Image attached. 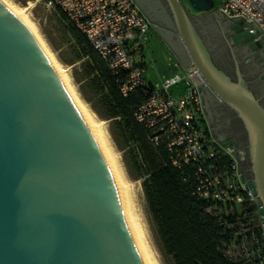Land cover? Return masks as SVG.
<instances>
[{"label": "water", "instance_id": "95a60500", "mask_svg": "<svg viewBox=\"0 0 264 264\" xmlns=\"http://www.w3.org/2000/svg\"><path fill=\"white\" fill-rule=\"evenodd\" d=\"M188 56L217 101L242 122L252 180L244 188L264 216V104L215 67L180 0H161ZM204 11L213 0H186ZM234 45L264 46L243 20L227 27ZM147 85L152 82L143 75ZM264 218V217H262ZM0 264H147L110 161L28 29L0 2Z\"/></svg>", "mask_w": 264, "mask_h": 264}, {"label": "built area", "instance_id": "2783aa9c", "mask_svg": "<svg viewBox=\"0 0 264 264\" xmlns=\"http://www.w3.org/2000/svg\"><path fill=\"white\" fill-rule=\"evenodd\" d=\"M47 8L63 13L93 50L102 59L126 96L130 91L146 86L147 99L134 112L135 119L151 134L150 141L166 144L175 166L193 163L197 166L196 193L205 199L230 201L236 204L254 205V228L264 235V218L259 210L262 205L244 188L239 180L238 150L229 141L213 140L206 128L204 94L208 90L201 74L195 68L188 70L173 55L169 60L173 75L159 83L147 85L139 57L150 30L157 24L145 17L133 0H41ZM218 11L225 18L243 20L248 34L264 46V0H217ZM182 82L183 95L174 96L170 88ZM225 156L227 164L220 167L208 163L211 159ZM248 241L241 242V250L247 251ZM262 252L264 244L253 238Z\"/></svg>", "mask_w": 264, "mask_h": 264}, {"label": "trees", "instance_id": "16d2710c", "mask_svg": "<svg viewBox=\"0 0 264 264\" xmlns=\"http://www.w3.org/2000/svg\"><path fill=\"white\" fill-rule=\"evenodd\" d=\"M68 23L79 50L78 58H87L84 74L90 78V90L99 96V105L93 104L92 108L112 119L124 142L134 146V165L162 254L171 264H264L262 252L251 245L254 237L264 244V235L254 228V205L198 196L197 166L173 165L166 144H153L150 132L134 117L137 107L147 99L149 88L141 86L122 95L117 76L84 35ZM228 73L233 76L232 67ZM238 121L241 123L239 118ZM228 161L222 156L208 163L220 167ZM245 239L247 251H242L240 245Z\"/></svg>", "mask_w": 264, "mask_h": 264}, {"label": "rangeland", "instance_id": "374dc122", "mask_svg": "<svg viewBox=\"0 0 264 264\" xmlns=\"http://www.w3.org/2000/svg\"><path fill=\"white\" fill-rule=\"evenodd\" d=\"M9 1L18 7H27L26 16L35 26L37 34L41 37L40 39H43V43L56 63L65 69L64 72L67 74L65 76L68 82L101 126L126 186L131 209L138 224L142 240L154 264H171L170 260L162 254L147 212L141 188V178H139L134 165L137 159L134 146L131 143L124 142L119 131L115 129L112 119L101 116L104 113L102 110H99L100 113H98L92 108L93 104L99 105V96L94 95L90 90L88 82L90 78L85 77L84 74L87 58H78L79 50L76 46V40L71 34L70 24L57 9L45 7L41 0ZM133 1L137 7L144 9L148 14L151 13L159 21H164V18L167 16H165L166 9L161 0ZM180 1L186 9L190 8L186 0ZM188 14L192 15V18H189L190 22L208 53L222 63L225 71L229 70L223 60L226 59L229 62L233 58L231 57V42L228 39L229 31L224 16L218 11V1L213 0V6L207 13L188 9ZM155 23L158 26L157 28L162 26L157 21ZM159 45L160 43L156 42L155 38H153L150 43H146L143 51L146 62L148 65L151 64L144 74L153 83H159L162 78L166 77L164 75L166 73L163 69L162 60H157L154 66V59H157L158 54H160ZM232 49L235 50L241 73L247 75L246 78L243 77L244 82L246 80L251 81V83L246 84L247 89L264 104V78L261 77L260 79L262 72L255 65L256 54L249 51L242 52L239 47ZM135 58L139 60V57ZM175 72L172 70L170 75H173ZM248 73L255 75V79L251 80ZM170 75L167 74V76ZM170 92L174 96L183 95L185 92L184 84L182 82L177 83L170 88ZM233 113L235 112L226 104L217 108V113L212 117V122L216 123V129L221 133H230L232 130H236L239 121L237 116L236 119L234 118Z\"/></svg>", "mask_w": 264, "mask_h": 264}, {"label": "crops", "instance_id": "0c3cea01", "mask_svg": "<svg viewBox=\"0 0 264 264\" xmlns=\"http://www.w3.org/2000/svg\"><path fill=\"white\" fill-rule=\"evenodd\" d=\"M134 2V1H133ZM137 6V5H136ZM138 9L140 10V12L147 17L150 21H157L158 23H161V27L160 28H154L150 30V34L148 39L145 41L143 47L141 48L140 51V55H139V60H140V65L143 68V72L145 73V71H147L149 69L148 63L146 62V58L145 55H143V51L145 48V45L147 42H151V40L153 38H155L156 42L160 43V54H158L159 56L157 57V59H154V66H155V62L157 60H162V65H163V69L164 72L167 76L170 75V73L172 72V67L170 66V62L169 60L171 59V57L173 55H175L179 61L183 64V65H189V59L188 56L177 36V30L174 26V24L172 23L167 11H165V17L164 21H159L156 17H154L151 13L148 14L147 11H145L144 9L138 7ZM166 9V8H165ZM145 12V13H144ZM225 22L227 27L229 26V23H232L234 21H238L237 19L234 18H225ZM257 56L259 55V51H256ZM264 52V51H262ZM183 54V56H182ZM262 56H264V53H262ZM148 79V78H147ZM149 80V79H148ZM161 80V79H160ZM152 83L153 81L150 80ZM158 83V82H156ZM217 102L219 103V101H217V99L214 97L213 94L210 93V91H205L204 94V109H205V117L207 118L206 121V128H207V132L209 133L210 137L213 140H220V141H229L231 143H233L237 150L242 152L245 148H246V140H245V136L243 135L245 133V128L241 123H239L240 128L242 131L241 136H236L233 131H231L230 133H221L219 130L216 129V123L212 122V117L215 115V113H217V109H216V104ZM234 118L235 115L233 114ZM240 137V138H239ZM242 137V138H241ZM242 165L239 164V167H241Z\"/></svg>", "mask_w": 264, "mask_h": 264}, {"label": "bare ground", "instance_id": "6f19581e", "mask_svg": "<svg viewBox=\"0 0 264 264\" xmlns=\"http://www.w3.org/2000/svg\"><path fill=\"white\" fill-rule=\"evenodd\" d=\"M0 2L28 29V31L31 33V35L33 36V38L35 39V41L38 43L41 51L43 52V54L45 55L46 59L48 60V62L50 63L51 67L53 68L55 74L57 75L60 83L62 84L63 88L65 89L67 95L69 96L70 100L72 101V103L74 104V106L76 107V109L78 110V112L82 115V117L86 120V122L89 124V126L92 128V130L94 131V133L96 134L97 138L99 139L109 161L110 164L114 170V173L116 175L119 187L121 189L122 195H123V199L132 223V227L133 230L135 232L137 241L139 243L140 249L145 257V260L147 262V264H154L148 249L146 248L140 231H139V227L138 224L135 220V216L132 212L131 209V204H130V200L127 194V189L126 186L124 184V181L122 179V176L118 170L117 167V163L116 160L113 156V153L110 149L108 140L101 128V126L98 124V122L94 119L93 115L91 114V112L89 111V109L86 107V105L84 104V102H82L81 98H79V96L77 95V92H75V90L73 89V87L71 86V84L68 82L67 78L65 75H67L64 71L65 69L62 68L59 64L56 63V61L54 60V58L52 57V55L49 53L47 47L45 46V44L43 43V39L41 40L39 37V35L36 32V28L33 25V23L29 20V18H27L26 16V10L27 7L23 6V7H18L16 6V4L14 5L13 3H11L9 0H0Z\"/></svg>", "mask_w": 264, "mask_h": 264}, {"label": "flooded vegetation", "instance_id": "af4514ba", "mask_svg": "<svg viewBox=\"0 0 264 264\" xmlns=\"http://www.w3.org/2000/svg\"><path fill=\"white\" fill-rule=\"evenodd\" d=\"M188 9H191V8H188ZM188 9H187V11H188ZM189 18H192V15H189ZM229 31V30H228ZM229 34V36H228V39H229V42H231V39H230V37H231V35H230V32L228 33ZM232 48H237V47H239L240 45H234L232 42H231V45H230ZM234 51V53H235V50H233ZM250 53H257V52H254V51H250V50H248ZM248 54V53H247ZM235 55H236V53H235ZM246 55V54H245ZM257 55V54H256ZM209 57H210V60H211V62H212V64L215 66V67H217L219 70H221V71H224L225 73H226V75H228L232 80H235V78H236V72H235V66H234V60H233V58L232 59H230L229 60V62H228V60H223V61H225V65L228 67V69L229 70H231V67H232V69H233V76H231L228 72H229V70H226L225 71V69L223 68V65H222V63L221 62H219L217 59H215L212 55H210L209 54ZM232 57V56H231ZM249 75H250V79L251 80H254L255 78V75H251L250 73H248ZM242 75H243V77H245L246 78V76L247 75H245V74H243L242 73ZM261 76L262 75H260V79H261ZM249 83H251V81H249V80H246V82H245V84H249ZM207 91H209V90H207ZM221 106H225V104L224 103H221V102H217V104H216V109L217 108H219V107H221ZM235 115V114H234ZM235 117H236V115H235ZM236 119V118H235ZM205 120L207 121V118L205 117ZM237 121V120H236ZM233 131V133L236 135V136H241V133L242 132H240V131H242L241 130V128H240V125L238 124V126L236 127V130L234 129V130H232ZM244 136H245V140H246V148L242 151V152H240V151H238L237 153H238V168H239V170H240V172H243L244 174H245V176H246V179L247 180H252L253 179V174H252V170H251V159H250V148H249V141H248V137H247V134H246V131H245V133L243 134ZM240 138V137H239ZM242 138V137H241ZM239 164L240 165H242L241 167H239ZM261 217H264V216H262L261 215Z\"/></svg>", "mask_w": 264, "mask_h": 264}]
</instances>
